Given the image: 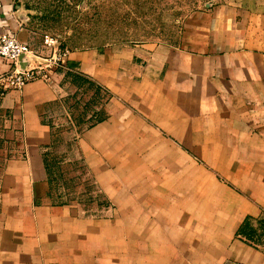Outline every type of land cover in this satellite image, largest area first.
<instances>
[{
    "label": "crops",
    "instance_id": "0c3cea01",
    "mask_svg": "<svg viewBox=\"0 0 264 264\" xmlns=\"http://www.w3.org/2000/svg\"><path fill=\"white\" fill-rule=\"evenodd\" d=\"M220 1L186 29L183 48L155 52L154 65L164 71L138 79V106H202L217 140L262 141L264 0ZM13 4L0 0V30L27 42L17 33L22 23L10 19ZM69 64L107 88L120 73L112 54L74 56ZM10 68L0 58V74ZM52 99L48 86L32 82L0 105V264H264V251L237 234L259 205L231 191L215 209L176 214L139 185L130 191L128 173L120 169L101 184L109 207L96 206L97 213L41 199L51 137L42 114ZM253 119L260 120L258 135L248 131ZM244 156L254 175L255 150ZM258 168L264 174V163Z\"/></svg>",
    "mask_w": 264,
    "mask_h": 264
},
{
    "label": "rangeland",
    "instance_id": "374dc122",
    "mask_svg": "<svg viewBox=\"0 0 264 264\" xmlns=\"http://www.w3.org/2000/svg\"><path fill=\"white\" fill-rule=\"evenodd\" d=\"M220 2L14 0L10 19L22 23L17 33L31 49L18 61L19 71L48 70L42 59L51 55L53 46L44 44L46 38L69 51L66 67L54 74L53 84L32 81L53 93L42 114L51 137L44 149L48 176L39 187L41 199L97 213V207H109L102 199L101 184L110 183L108 172L120 169L128 173L130 191L139 185L164 198L176 214L215 209L231 191L259 205L256 214L246 217L244 233L264 251V174L258 168L264 163V140H217L208 133L202 106H138L137 102L143 92L137 89L138 79L158 78V72L164 71L154 65L155 52L183 48L186 29ZM94 54H112L117 61L120 73L112 88L69 64L74 56ZM11 91L0 87V105ZM251 121L249 134H260V120ZM253 150L254 175L248 173L251 160L244 156ZM244 168L246 172L240 173Z\"/></svg>",
    "mask_w": 264,
    "mask_h": 264
},
{
    "label": "built area",
    "instance_id": "2783aa9c",
    "mask_svg": "<svg viewBox=\"0 0 264 264\" xmlns=\"http://www.w3.org/2000/svg\"><path fill=\"white\" fill-rule=\"evenodd\" d=\"M44 44L52 45L51 55L42 59L44 67L48 70H35L26 68L21 71L17 69L18 61L31 53L30 46L27 42L20 41L16 36L0 30V58L9 62L11 68L6 76L1 77L0 87L2 91L21 90L26 84L32 81L40 80L47 84H53L54 74L62 71L66 67L69 51L60 48L56 41L45 39Z\"/></svg>",
    "mask_w": 264,
    "mask_h": 264
},
{
    "label": "trees",
    "instance_id": "16d2710c",
    "mask_svg": "<svg viewBox=\"0 0 264 264\" xmlns=\"http://www.w3.org/2000/svg\"><path fill=\"white\" fill-rule=\"evenodd\" d=\"M248 223V219H245L241 226L239 227L238 231H237V234L244 240H246V242H248L249 244L251 245H256L254 242L251 241L250 237L247 236L245 233H244V227L245 225ZM257 247V246H256Z\"/></svg>",
    "mask_w": 264,
    "mask_h": 264
}]
</instances>
